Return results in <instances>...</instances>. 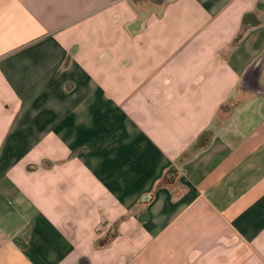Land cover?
Returning <instances> with one entry per match:
<instances>
[{"label": "crops", "instance_id": "0c3cea01", "mask_svg": "<svg viewBox=\"0 0 264 264\" xmlns=\"http://www.w3.org/2000/svg\"><path fill=\"white\" fill-rule=\"evenodd\" d=\"M0 264H264V0H0Z\"/></svg>", "mask_w": 264, "mask_h": 264}, {"label": "trees", "instance_id": "16d2710c", "mask_svg": "<svg viewBox=\"0 0 264 264\" xmlns=\"http://www.w3.org/2000/svg\"><path fill=\"white\" fill-rule=\"evenodd\" d=\"M243 23L244 24H254V23H257V19H255L252 14L247 13L243 17Z\"/></svg>", "mask_w": 264, "mask_h": 264}]
</instances>
